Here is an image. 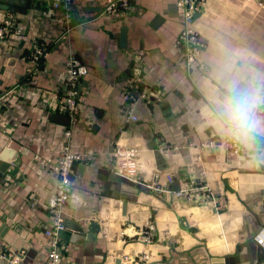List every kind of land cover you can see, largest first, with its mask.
<instances>
[{"label":"crops","instance_id":"crops-1","mask_svg":"<svg viewBox=\"0 0 264 264\" xmlns=\"http://www.w3.org/2000/svg\"><path fill=\"white\" fill-rule=\"evenodd\" d=\"M175 1L132 0L121 20L97 17V5L81 2L74 6L77 26L64 38L47 2L27 0L23 14L15 12L16 3L3 2L10 9L0 10V23L12 14L24 37L0 41V152L10 148L9 160L16 155L19 163L0 178V247L19 259L0 264L48 263L44 229L56 176L34 156L54 162L65 147L90 164L84 174H72L58 264H121V255L140 253L147 264H264L253 242L264 224V115L254 110L264 97V0H206L194 16L203 47L191 67L175 45L182 29ZM36 39L48 52L25 75ZM71 55L88 74L77 85L78 121L65 126L52 121L62 111L51 94L64 93L58 77ZM130 79L140 82L130 88ZM128 87L134 94L147 90L148 100L133 96L136 122L121 112ZM236 94L255 101L250 137L221 116L223 103ZM229 136L243 146L240 155L220 144ZM209 141L215 146L201 148ZM117 144L137 149L138 177L131 181L149 192L116 183L104 188L106 178L94 172L110 170ZM156 172L162 192L151 187ZM185 179L207 182L216 203L188 205L175 197L172 184L180 187ZM149 216L156 229L151 244L129 242Z\"/></svg>","mask_w":264,"mask_h":264},{"label":"built area","instance_id":"built-area-1","mask_svg":"<svg viewBox=\"0 0 264 264\" xmlns=\"http://www.w3.org/2000/svg\"><path fill=\"white\" fill-rule=\"evenodd\" d=\"M49 4V16L55 17L56 22L59 25V38L68 36L69 32L75 28L77 23L73 21L74 6L78 3H87L97 5V17L109 16L113 19L121 20L125 18L129 9L130 2L132 0H42ZM206 0H176L175 8L177 16L179 17L182 25V29L179 32L175 45L183 52L184 64L186 67H191L203 47L202 42L199 40L198 33L193 26L194 15L200 10ZM259 7L264 10V4L259 3ZM85 23V22H84ZM81 23V24H84ZM80 25V24H79ZM13 15L7 13L0 23V41H3L11 36L24 37L23 33H20L16 29ZM58 40V39H57ZM57 42V41H56ZM48 52L47 45L36 39L33 41L32 51L27 57V67L25 75L31 74L37 70L43 58ZM88 74V69L79 64L75 56L71 55L66 63L64 72L58 77L60 84L64 88L63 94H51V100L54 102H61L59 109L67 116L70 123H76L78 121V82L81 78H84ZM140 82L139 79H130V88L135 83ZM128 89L123 93V103L121 106V112L126 121L136 122L138 117L136 114L137 100L131 94V90ZM145 91V92H144ZM147 90L144 88L139 94L141 99L148 100ZM254 110L257 114L264 115V97L259 102ZM70 133L65 132V136L68 138ZM220 144L227 150L231 156H238L243 151V146L240 144L237 138L229 136L222 140ZM201 148H211L215 146V142L209 141L200 145ZM114 158L113 171L116 176L127 178L129 180H137L138 177V165H137V149L122 144H117L112 150ZM83 156L74 154L67 147L61 152L57 161H50L40 156H34V161L40 163L43 166L48 167L56 176V185L54 190V196L48 202V212L50 217V223L47 228L44 229V235L48 238L47 264H58L61 256V239L59 232L63 230V207L65 203L71 198V180L69 175L71 173V164L73 161H82ZM84 160V159H83ZM152 189L157 192L164 191L165 186L160 183V176L156 172L152 176ZM173 182V178L166 177V183ZM177 198H182L186 204H215V197L209 184L203 179H185L179 190L172 192ZM156 229L149 218L143 224V230L129 242H141L143 244H151L154 240ZM128 240V238H123ZM253 242L264 250V224L261 225L257 233L253 237ZM0 259L16 263L18 256L10 249L5 250L0 247ZM121 264H147L148 256L145 253L137 255L123 254L119 257Z\"/></svg>","mask_w":264,"mask_h":264},{"label":"water","instance_id":"water-1","mask_svg":"<svg viewBox=\"0 0 264 264\" xmlns=\"http://www.w3.org/2000/svg\"><path fill=\"white\" fill-rule=\"evenodd\" d=\"M3 2L6 3H16L18 5V9H16V13L18 14H23L25 13V9L27 7V0H0V10L2 11H8L10 8L6 5L3 4ZM195 16V15H194ZM73 18L75 20V15H73ZM125 37H126V29L124 27L121 28L120 33H119V46L120 47H124L125 46ZM3 91L0 89V97L2 96ZM131 94L135 97L139 96V94H134V91L131 92ZM52 121L61 125H65L68 126L70 124V120L67 118V116H65L62 113H55L52 115ZM13 154V150H11L10 148H4L1 152H0V178L2 177V175L5 173L6 170L9 169V167L11 165L13 166H18V157L15 155V161L9 160V156ZM155 158L156 160H160L163 162V158L161 157L160 153L158 151H156L155 153ZM160 161L157 163V166L160 165ZM90 164L87 163V161H73L71 164V173L69 175V179L72 180V174L78 170L79 171H83V174L86 170V165ZM113 167H114V163L111 165L110 170H96L97 172H94L97 176L98 175H103V177L106 178L105 181V185L104 188H108V186H110L113 183L116 184H127L129 186H132L138 190H141L143 192H149V188L145 185H142L140 183H136L134 181H131L127 178H122L119 176H116L114 171H113ZM173 189L172 192H175L177 190H179V181H176L174 184H172ZM125 208H126V203L123 202L122 203V209L125 213ZM62 233L63 230H61L59 232V236L60 238L62 237ZM264 252L262 251L261 248H258L257 250V258H260L262 256ZM230 260H226V259H211L210 263L211 264H229Z\"/></svg>","mask_w":264,"mask_h":264},{"label":"clouds","instance_id":"clouds-1","mask_svg":"<svg viewBox=\"0 0 264 264\" xmlns=\"http://www.w3.org/2000/svg\"><path fill=\"white\" fill-rule=\"evenodd\" d=\"M255 101L247 94H236L222 105L221 116L241 136H251L256 129L253 118Z\"/></svg>","mask_w":264,"mask_h":264}]
</instances>
